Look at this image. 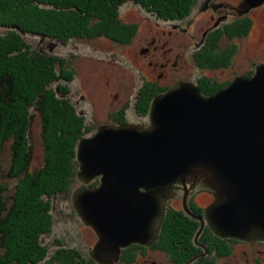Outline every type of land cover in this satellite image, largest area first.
Wrapping results in <instances>:
<instances>
[{
    "label": "trees",
    "instance_id": "16d2710c",
    "mask_svg": "<svg viewBox=\"0 0 264 264\" xmlns=\"http://www.w3.org/2000/svg\"><path fill=\"white\" fill-rule=\"evenodd\" d=\"M128 1L131 0H0V30L6 29L0 32V155L9 145L8 176L24 174L11 199L7 192L9 186L0 181V264H77L81 261L82 252L76 247H58L50 252L42 239L51 233L54 223L51 202L45 197L70 190L79 172L75 150L80 139L93 129L68 97L67 82L73 81L74 69L64 57L50 47L45 49L44 45L46 41L67 43L72 39L99 37L130 43L137 26L124 21L120 15V7ZM134 1L164 21L187 18L197 2ZM250 25L249 18H242L213 29L205 45L195 54L198 65L207 69L228 65L236 51L233 45L221 49L220 41L226 36H243ZM28 34L40 36L38 47L28 41ZM228 84L207 76L197 82L205 96ZM148 86L139 90L135 110L138 115L147 116L152 99L164 92L159 87H151L152 84ZM36 117L42 122L46 156L42 167L30 171L33 159L30 129ZM121 123H127L126 119L122 118ZM55 145L60 149H55ZM97 184L99 180L95 179L81 187ZM196 227V220L184 210L168 207L156 243L178 254L175 241L187 239L188 246ZM226 247L229 244L224 243ZM141 250L145 251V247L133 244L130 249L122 250L121 258L131 259ZM179 252L182 256L189 254L187 249ZM89 264L98 263L91 260ZM201 264L208 263L204 260Z\"/></svg>",
    "mask_w": 264,
    "mask_h": 264
},
{
    "label": "water",
    "instance_id": "95a60500",
    "mask_svg": "<svg viewBox=\"0 0 264 264\" xmlns=\"http://www.w3.org/2000/svg\"><path fill=\"white\" fill-rule=\"evenodd\" d=\"M244 1L246 10L264 3ZM149 116L148 127L103 124L78 143L79 179L100 178L73 192L99 236L93 257L111 263L132 243L154 242L175 183L189 178L216 184L206 221L218 235L263 240L264 62L209 96L180 80L154 97Z\"/></svg>",
    "mask_w": 264,
    "mask_h": 264
},
{
    "label": "rangeland",
    "instance_id": "374dc122",
    "mask_svg": "<svg viewBox=\"0 0 264 264\" xmlns=\"http://www.w3.org/2000/svg\"><path fill=\"white\" fill-rule=\"evenodd\" d=\"M214 2H219L217 8L224 6L226 11H230L228 16L221 18L218 25L216 23L220 19L219 14H224L226 11L217 12L207 7L206 0H197L193 11L187 18L169 21L158 19L138 2L131 0L120 7L122 19L137 26V32L130 43L121 44L106 37L72 39L67 43L45 42V49L54 44L52 51L64 57L75 71L73 81L67 82L70 86L68 97L76 106L78 113L84 116L86 122L93 127L88 136L93 134L100 124L107 122L105 121L108 119L109 112L107 111L120 109L128 103V118L137 124L148 123L150 125L149 115L140 116L133 112V104L138 91L145 86L149 88L148 84H152L153 88L164 89L165 92L183 80L179 78L181 76L185 81L194 83L204 76L217 79L222 83H230L237 76L249 77L255 73L256 66L264 62V3L246 10L247 5L244 0H214ZM242 18L251 20L248 32L234 38L226 36L220 41L221 49L225 50L233 45L232 49L236 51L232 59L228 60L230 63L213 69L200 67L195 54L205 45L212 30L228 23L232 24ZM5 30L2 28L0 32L4 33ZM39 37L28 34L27 39L33 46L38 47L41 39ZM173 74L177 76L176 80ZM30 132L33 149L30 171H33L43 166L46 156V147L43 145L41 135L42 122L39 117L33 120ZM77 150L78 145L75 150L76 157ZM10 164L11 151L7 145L0 155V181L9 186L7 191L9 199L14 196L15 190H18L16 185L20 183L24 175L9 177L7 173ZM55 166L57 167V164ZM78 178L71 183L69 191L57 194L55 197H45L51 202L54 223L51 233L42 239L46 245L51 243L52 252L55 250V245L62 243L65 246L79 247L87 259L98 240V235L75 210L73 192L84 184ZM197 179L192 178L191 180ZM215 185L214 182L202 177L196 186L198 190L196 193H199L192 192V196L189 193L188 199L190 198L194 204L196 202L203 207L207 206L208 209L216 199ZM183 195L180 191V197ZM181 203L180 198L174 200L172 205L180 208ZM150 255L158 260L156 264H167L163 253L152 251ZM242 256L243 248H237L233 255L221 261V264H241ZM256 256L258 258H255L254 264L264 259V254L256 253ZM146 258L149 259V256ZM137 259L140 260L137 264L149 263V261L142 260L139 254ZM90 260L94 259L90 258ZM186 262L187 260H183L180 264H186ZM44 264L47 263L44 262ZM77 264L81 262L78 261Z\"/></svg>",
    "mask_w": 264,
    "mask_h": 264
},
{
    "label": "flooded vegetation",
    "instance_id": "af4514ba",
    "mask_svg": "<svg viewBox=\"0 0 264 264\" xmlns=\"http://www.w3.org/2000/svg\"><path fill=\"white\" fill-rule=\"evenodd\" d=\"M206 2H207V5H206L207 7L213 8L217 12H220L223 10L226 11V9H224V6L217 8V5L219 2H214V0H206ZM229 13H230V11L229 12L226 11V13L221 14V15L219 14V16L220 17H223L225 15L228 16ZM173 76H174V79L176 80L177 76L175 74H173ZM179 78L185 80L184 77H182V76ZM197 82H198V79H197ZM139 92L140 91H138L137 98L135 100V103L133 104V112H134V114L136 113L135 115H138L135 110H136V102L140 98ZM153 99H152V101H153ZM152 101H151V104H152ZM123 103H122V105H123ZM124 105L125 106L124 107L122 106V108H120V109L107 111L109 113H108V119L105 120V121H107L105 124H114V125L137 124V123H134L132 120H130L127 116L128 110H129L128 109L129 103L127 105L126 104H124ZM150 107H151V105H150ZM149 112H150V109H149ZM148 115H149V113H148ZM140 116H143V115H140ZM122 118H125L127 123H121ZM149 119H150V116H149ZM137 125H140L141 127H147L149 124L147 123L144 125L143 124H137ZM100 126H101V124L98 126V129H96L95 132L97 130H99ZM93 134H91V135H93ZM201 178H198V179L200 180ZM96 179L99 180V184H100V178H96ZM191 179L192 178H189L188 181H186L185 183L180 182V181L175 183V185H174V196L172 198L168 199L166 202V210L168 209V207H173V208L178 209V210H184L186 214H188L191 218H194L196 220L197 227H196V230L193 232L192 237L188 241L189 242L188 246H187V241H186L187 239L176 240L175 242L177 243L178 254H175L171 249H166V248L161 247L160 244L156 243V242H159V237H160V232H161V226H160L158 236L155 239V241L152 242L151 244L132 243L128 247H130L133 244H139V245L144 246L145 251L141 250L138 252V254L142 257V260L149 261L148 264H153V263L156 264L158 262V260L155 258V256L153 257L150 255L152 253V251H155V253L156 252L161 253V254L163 253V256H165L167 259V264H180V261H183V260H187L186 264H201V262L204 260L208 264H221V261L231 257L237 248L242 247L243 248V256H242V263L241 264H254V260L257 257L256 253H260L261 255L264 254V240H261V239L246 240V239H241V238H237V237H222V236L218 235L211 228L209 223L206 221L205 215H206V211H207V206L203 207L200 204H196V202L194 204L190 200V198L188 199L189 193H191V196H192V192L196 193L198 191V190H196V186H197L199 180L197 179L195 181H192ZM84 184H86V183H84ZM99 184H97V185H99ZM190 188H192V190ZM180 191H182V193L184 194L183 197H180ZM198 193H196V194H198ZM211 194H213V192H211ZM180 198L182 200V203H181L182 207L177 208L176 206H173L172 202H174V200H178ZM166 210H165V212H166ZM76 212H77V210H76ZM77 214H78V212H77ZM161 224H162V222H161ZM87 225H89V224H87ZM89 226L95 231V233H97L96 230L91 225H89ZM216 237H218L219 241H216ZM98 239H99V236H98ZM224 243L229 244V248L226 247V248H228L227 251L225 250L226 248H224ZM50 244H47L49 246V249L51 248ZM58 247L70 249V248H73L75 246L70 247V246H65L62 243H59V244L55 245V250ZM76 248L79 249V247H76ZM124 248H122V250ZM186 249L189 252L188 256H182V253L179 251L180 250H186ZM122 250H121L119 257L111 263L99 262L97 259H95L93 257L92 251H91L90 257H88L87 259L85 258L83 253L80 255L79 258H81V261H80L81 264L82 263H84V264L88 263L89 264L91 262L90 258H93L96 262H99L102 264H137L140 261L137 259L138 254L131 259H124L123 260V258H121L122 257L121 256ZM49 251L52 252V249H50ZM146 253H150V254H146ZM147 256H149V259L146 258ZM45 263L52 264L50 262L49 263L45 262ZM257 264H264V259L260 260V261L258 260Z\"/></svg>",
    "mask_w": 264,
    "mask_h": 264
},
{
    "label": "clouds",
    "instance_id": "9594fccd",
    "mask_svg": "<svg viewBox=\"0 0 264 264\" xmlns=\"http://www.w3.org/2000/svg\"><path fill=\"white\" fill-rule=\"evenodd\" d=\"M88 136V135H87Z\"/></svg>",
    "mask_w": 264,
    "mask_h": 264
}]
</instances>
